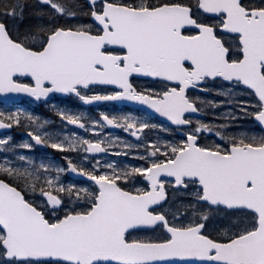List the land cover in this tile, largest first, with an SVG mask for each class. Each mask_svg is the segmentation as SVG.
<instances>
[{"label": "snow or ice", "instance_id": "obj_1", "mask_svg": "<svg viewBox=\"0 0 264 264\" xmlns=\"http://www.w3.org/2000/svg\"><path fill=\"white\" fill-rule=\"evenodd\" d=\"M0 103V264H264V0H0Z\"/></svg>", "mask_w": 264, "mask_h": 264}, {"label": "flooded vegetation", "instance_id": "obj_2", "mask_svg": "<svg viewBox=\"0 0 264 264\" xmlns=\"http://www.w3.org/2000/svg\"><path fill=\"white\" fill-rule=\"evenodd\" d=\"M51 104H52V101L48 102L47 105H45V104L37 105V104L25 103L23 101L21 103V105H19L18 107H23L28 111H34V112L38 113L42 118L48 117L49 119H51L53 121L55 119V117H54V113H53L52 108H51ZM14 107H16V106H14ZM2 110H5V111L10 110V107H2ZM85 110L92 111V112L95 111V109H85ZM123 110H127V109H123ZM18 131L19 130H15L13 132V134L14 135L17 134Z\"/></svg>", "mask_w": 264, "mask_h": 264}, {"label": "water", "instance_id": "obj_3", "mask_svg": "<svg viewBox=\"0 0 264 264\" xmlns=\"http://www.w3.org/2000/svg\"><path fill=\"white\" fill-rule=\"evenodd\" d=\"M19 100H20V98L18 97V98H17V102H18Z\"/></svg>", "mask_w": 264, "mask_h": 264}]
</instances>
